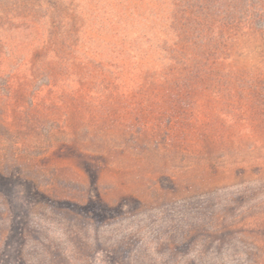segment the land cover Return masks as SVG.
Here are the masks:
<instances>
[{"label": "rangeland", "instance_id": "obj_1", "mask_svg": "<svg viewBox=\"0 0 264 264\" xmlns=\"http://www.w3.org/2000/svg\"><path fill=\"white\" fill-rule=\"evenodd\" d=\"M185 1L213 16L219 2ZM19 2L0 0V26ZM221 3L223 20L234 13ZM253 35L242 47L232 37L226 75L149 76L150 87L129 89L113 82L131 77L97 71L44 94L30 131L0 133V164L18 157L23 168L24 180L0 174V186L24 189L32 263L264 264V105L253 91L261 84L264 98V60ZM11 37L20 40L16 30ZM1 46L0 72L25 70L21 59H2ZM29 74L20 78L25 88L47 76Z\"/></svg>", "mask_w": 264, "mask_h": 264}, {"label": "trees", "instance_id": "obj_2", "mask_svg": "<svg viewBox=\"0 0 264 264\" xmlns=\"http://www.w3.org/2000/svg\"><path fill=\"white\" fill-rule=\"evenodd\" d=\"M218 1L213 16L211 12H195L185 0H37L33 2L36 7L29 6L28 0H20L22 7L7 9V22L0 26L2 59L10 58V63L21 59L25 69L10 67L0 72V133L7 137L16 135L14 130L30 131L35 127L33 122L44 94L61 93L63 86L79 87L83 78L97 71L118 79L131 77L132 84L113 82L114 86L129 89L150 87L151 76L181 80L226 75L231 69L228 65L235 64L230 40L235 37L234 42L242 47V38L248 34L257 36L254 52L259 54V62L263 61L264 0ZM225 1L231 3L229 8L232 6L234 14L230 11L221 20L225 6L221 2ZM236 1H241L240 7ZM59 2L71 12L63 14L58 9ZM15 30L20 40L11 37ZM29 72L37 79L38 72L47 75L44 83L25 88L20 78ZM259 76L264 79V69ZM180 85L179 82L177 86ZM259 88L253 89L255 101L263 106V91ZM154 100L158 104V98ZM139 102L140 106H135L143 108L145 102ZM154 119H160L159 113ZM17 159L12 157L0 164V174L24 180ZM13 189L7 194L6 188L0 186L5 212L0 213L4 219L0 228V264H34L26 251L33 232L31 209L21 196L24 189L20 185Z\"/></svg>", "mask_w": 264, "mask_h": 264}]
</instances>
